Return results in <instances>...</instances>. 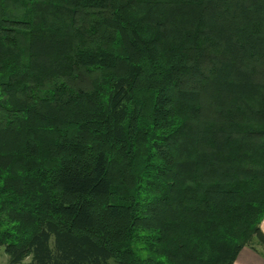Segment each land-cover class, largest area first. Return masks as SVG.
<instances>
[{
    "label": "trees",
    "instance_id": "1",
    "mask_svg": "<svg viewBox=\"0 0 264 264\" xmlns=\"http://www.w3.org/2000/svg\"><path fill=\"white\" fill-rule=\"evenodd\" d=\"M263 217L264 0H0L7 264H232Z\"/></svg>",
    "mask_w": 264,
    "mask_h": 264
},
{
    "label": "crops",
    "instance_id": "2",
    "mask_svg": "<svg viewBox=\"0 0 264 264\" xmlns=\"http://www.w3.org/2000/svg\"><path fill=\"white\" fill-rule=\"evenodd\" d=\"M259 229L264 235V217L259 223ZM262 251V247L256 242H253L252 245H244L238 251L232 264H264Z\"/></svg>",
    "mask_w": 264,
    "mask_h": 264
},
{
    "label": "rangeland",
    "instance_id": "3",
    "mask_svg": "<svg viewBox=\"0 0 264 264\" xmlns=\"http://www.w3.org/2000/svg\"><path fill=\"white\" fill-rule=\"evenodd\" d=\"M29 259H30V256H26V257H24L23 261L27 262V261H29ZM0 264H7V257L3 252L2 246H0Z\"/></svg>",
    "mask_w": 264,
    "mask_h": 264
}]
</instances>
